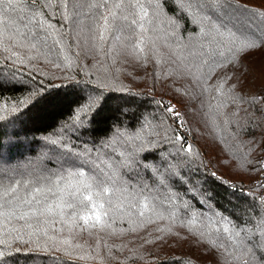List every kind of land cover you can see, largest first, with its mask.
I'll return each instance as SVG.
<instances>
[{
  "label": "trees",
  "instance_id": "obj_1",
  "mask_svg": "<svg viewBox=\"0 0 264 264\" xmlns=\"http://www.w3.org/2000/svg\"><path fill=\"white\" fill-rule=\"evenodd\" d=\"M260 2L254 0L255 5ZM161 3L159 16L149 9L146 32L141 34L138 29L130 35L122 23H117L102 43L96 40L98 47L92 49L87 47L83 24L74 26L71 20L49 15L64 34L65 52L60 58L68 59L63 71L51 64H35L52 77L44 80L49 93L33 107L0 121V139L11 138L18 145L4 158L25 177L55 179L81 167L105 180L114 176L108 194L92 192L97 202L105 203L108 214L102 220L108 226L102 231L99 227L84 230L55 217L50 218L55 222L46 227L47 235L29 236L32 229L14 220L7 227L21 231L11 236L3 235L7 229L0 225V241L10 243V247L0 243L5 252L0 264H225L226 254H230L228 264H245L249 253L244 249L262 239L257 225L264 214L260 200L264 189L253 185L264 181V172L255 173L249 162L264 159V48L236 54L229 51L232 45L227 41L217 48L211 37L200 33L179 0ZM31 7L32 0H18L17 10L10 11L4 25L9 33L27 31L25 17ZM255 10L264 11L259 7ZM173 19L178 21L176 35L171 34ZM244 22L259 33L258 18L249 14ZM77 39L82 42L80 47L73 46ZM141 40L145 43L140 44ZM201 45L207 59L222 61L224 66L208 68L202 63L197 55ZM32 67L27 61L24 66L14 64L0 54V103L18 100L43 79ZM11 73L16 74L14 80ZM206 74H212L205 85L209 91L198 82ZM83 89L98 94L93 125L88 135L80 137L89 141V146L92 140L109 135L117 119L124 127L136 125L141 116L149 121L156 117L158 122L163 108L157 101L179 107L186 122L180 134L194 151L181 152L178 143L173 146L159 141L139 153L159 161L158 154L167 149L178 157L172 160L176 176L168 185L154 183L146 169L130 172L119 163L136 145L144 143L147 149V141L158 140L147 124L143 140L132 143L127 137L116 139L111 147H97L87 158L73 155L69 159L62 149L48 142L54 139L51 134L67 119L71 102L83 95ZM10 121L15 123L10 125ZM252 148L255 151H250ZM136 172L146 183L136 177ZM83 194V190L75 194L80 224V214L95 216L90 207L79 208ZM66 198L74 199L70 194ZM144 203L149 205L147 209ZM67 211L70 214L73 210ZM17 235L22 239H14Z\"/></svg>",
  "mask_w": 264,
  "mask_h": 264
},
{
  "label": "snow or ice",
  "instance_id": "obj_2",
  "mask_svg": "<svg viewBox=\"0 0 264 264\" xmlns=\"http://www.w3.org/2000/svg\"><path fill=\"white\" fill-rule=\"evenodd\" d=\"M32 3L33 7L29 9V13L25 17L27 31L19 32L17 30V34L13 35L6 30L4 25L7 24L6 18L10 11L17 10L18 0H0V54L4 55L5 60L14 64L18 63L24 66L26 61L31 63L32 71L43 78L18 100L10 104L0 103V121L6 120L10 114H18L33 107L49 93V90L44 87V80L52 77L42 68L35 67V64L40 62L51 64L53 68L61 71L65 68L64 60H67L68 57H64L63 60L60 58L61 54L65 52L64 34L57 25L52 23L49 15L59 16L62 20H71L74 26L83 24L87 32L85 37L87 47L92 49L98 47L95 43L96 40L98 39L102 43L110 28L117 23H122L129 30L130 35L135 34L138 29L141 34L146 32L149 9H152L154 16H159L162 8L161 0H147L146 3L145 0H41L39 4L36 3V0H32ZM179 3L181 9L199 26L200 33L205 37H211V40L216 42L217 48L221 47L223 41L232 45L229 51L236 54L264 48V11L255 10L256 7L264 10V0H261L259 5H255L254 0H179ZM46 10H49L48 14H46ZM249 14L260 20L259 33L250 30L245 24L244 21ZM171 23L173 26L171 34L176 35L178 21L173 19ZM17 36L20 38L18 39ZM144 43V40L140 41V44ZM81 44L82 42L77 39L73 46L80 47ZM140 44L136 46L139 48ZM203 48L204 46L201 45L197 54L202 63L208 68L224 66L222 61L207 59ZM140 51L143 52L144 49L140 48ZM73 55H78V53ZM220 55H223V52H220ZM10 76L13 80L16 78L15 73H11ZM211 78L212 74H206L202 75L201 80L198 81L204 91L210 90L205 85ZM32 79L34 80L35 77ZM223 82L226 83L227 80ZM2 86L0 85V87ZM216 87L219 90L221 84L218 83ZM82 92L83 95L80 98L71 102L72 107L67 119L57 126V130L51 134L54 139L48 142L62 149L64 155L69 159L73 155L78 158H87L97 147L101 149L111 147L113 140L116 139L127 137L132 143L138 139L143 140L142 133L147 124L151 135L158 140L147 141V149L144 143L136 145L131 151L123 154L119 163L130 172L137 168L146 169L150 173L148 178L152 179L154 183L168 185L176 176V164L172 163V160L178 157L168 152L167 149L158 154L159 161L150 160L147 155L142 156L139 153L150 150L153 143L159 141L170 142L173 146L178 143V151L181 152L191 154L194 151L192 145L187 144L185 138L180 134V129L186 122L176 107L172 104H165L163 100L157 101L156 103L163 108L158 122H156V117L149 121L141 116L136 125L124 127L117 119V123L109 129V135L101 140H92L91 146H89V141L81 140L80 137L88 135L93 125V119L99 107L96 103L98 94L94 95L88 89H83ZM169 119L172 120L171 124L167 123ZM14 123V121H10V125ZM15 135L18 134L14 133L13 136ZM72 141H77V143ZM16 147L18 145L13 143L11 138L0 139V225L7 229L2 232L3 235L11 236L14 232L21 231L16 227H7L14 220L23 221L22 227L32 229V232L28 233L29 236L41 232L47 235L46 227L55 222L50 219L55 217H59L61 223L68 222L70 227L83 228L84 230L99 227L102 231L108 226L107 222L102 220V217L108 214L105 203L97 202L92 192L95 190L98 195L108 194L109 185L110 182H114V176L105 180L81 167L55 179L48 176L25 177L23 173L18 172L17 168L11 167V160L5 161L4 158L6 153L10 154ZM250 151H255V148ZM84 163H87V159H84ZM249 163L255 173L264 172V159ZM14 172L17 175H11ZM135 175L142 183H146L145 177L140 176L139 172H136ZM212 175L215 176L216 173L213 172ZM5 179L8 183H5ZM231 187H235V185H231ZM253 187L264 189V181H258ZM81 190L84 194L79 202V208L90 207L91 212L95 214L94 218L87 212L80 214L78 219L83 221V224L77 221L78 204L75 200V194ZM66 194L73 195L74 199L68 200ZM260 200L264 204V195ZM148 207L149 205L144 203L143 208L147 209ZM69 209L73 210L70 214L67 211ZM140 215H144L142 210ZM66 216H68V221H65ZM260 220L261 224L257 225V228L261 230L262 239L254 241L244 249L249 253L245 264H253V262L264 264V214H261ZM14 239H22V237L17 235ZM0 243L10 247L7 240L0 241ZM257 252L260 255H257ZM4 255L5 252L0 249V257ZM228 255L230 254L225 255V264H228Z\"/></svg>",
  "mask_w": 264,
  "mask_h": 264
},
{
  "label": "rangeland",
  "instance_id": "obj_3",
  "mask_svg": "<svg viewBox=\"0 0 264 264\" xmlns=\"http://www.w3.org/2000/svg\"><path fill=\"white\" fill-rule=\"evenodd\" d=\"M169 104L174 105V106L176 107V109L179 111V107H178L176 104H174V103H172V102H170Z\"/></svg>",
  "mask_w": 264,
  "mask_h": 264
}]
</instances>
